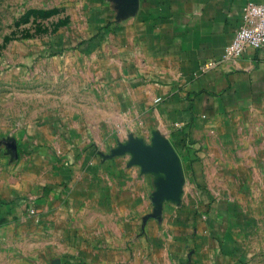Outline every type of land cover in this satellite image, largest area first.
Wrapping results in <instances>:
<instances>
[{
  "label": "rangeland",
  "instance_id": "1",
  "mask_svg": "<svg viewBox=\"0 0 264 264\" xmlns=\"http://www.w3.org/2000/svg\"><path fill=\"white\" fill-rule=\"evenodd\" d=\"M128 11L117 0H0V264H80L67 257L85 233L64 222L93 215L74 214V207L101 204L97 198L110 203L108 196L95 195L108 180L91 162L134 132L104 96L112 59H120L124 47L120 24ZM91 38L99 44L87 49L82 42ZM256 123L248 140L201 157L208 162L199 188L215 200L235 202L251 222L243 260L219 261L192 229L185 239L166 240L162 251L158 243L144 245L143 221L154 228L153 193L138 196L136 178L129 176L128 185L119 184L129 196L115 203L128 210V264H201L202 255L213 264H264V118ZM152 136L146 131L138 138L150 144ZM87 191L97 198L81 204L80 192ZM171 202L201 205L197 182H186L180 202L163 204ZM158 252L165 256L155 257Z\"/></svg>",
  "mask_w": 264,
  "mask_h": 264
},
{
  "label": "crops",
  "instance_id": "2",
  "mask_svg": "<svg viewBox=\"0 0 264 264\" xmlns=\"http://www.w3.org/2000/svg\"><path fill=\"white\" fill-rule=\"evenodd\" d=\"M249 1L264 3V0H138L134 10L121 16L126 18L120 24L124 47L120 59H112V82L105 90V99L118 109L123 120L131 122L136 137L146 131H158L169 139L180 157L185 177L183 190L192 178L197 182L203 203L195 206L164 203L153 230L143 221L145 232L140 240L144 245L155 242L159 244L157 250L162 251L166 240L185 239L192 229L197 240L206 246L203 249L207 252L210 249L219 261L223 257L243 260V240L251 230V222L243 214L245 210L231 200H215L212 192L200 189L199 185L205 177L202 165L208 162L201 157L208 150L248 140L249 134L251 138L258 130L257 120L264 118V47L247 48L237 59L202 70L207 62L223 58ZM125 156L92 160L91 163L101 165L108 180L102 193L95 190V195L108 196L110 203L88 191L80 192L81 204L89 198H97L101 204L74 207V214L92 213L88 220H65L66 228L70 225L85 233V238L80 236L75 242L78 249L67 259L80 264H128V210L123 212L126 207L115 204L128 195L122 192L120 182L135 177L136 194L145 197L150 189L152 193L156 190L158 175L143 173L140 166L130 165L131 156ZM89 158L92 157L83 159ZM130 167H135L131 169L133 172ZM68 177L64 174L63 179ZM115 197L120 199L115 201ZM158 253L155 257L165 256ZM200 258L201 264L214 263L210 256Z\"/></svg>",
  "mask_w": 264,
  "mask_h": 264
},
{
  "label": "water",
  "instance_id": "3",
  "mask_svg": "<svg viewBox=\"0 0 264 264\" xmlns=\"http://www.w3.org/2000/svg\"><path fill=\"white\" fill-rule=\"evenodd\" d=\"M117 1L129 10H134L138 4V0ZM126 153L131 154L130 165L140 166L143 173L158 175L156 190L152 196L155 207L151 216L155 218L160 216L165 200L177 203L181 201L185 177L180 157L169 139L160 132L153 131L151 143L148 144L130 134L126 142L113 148L106 156L113 157ZM54 264H60V262Z\"/></svg>",
  "mask_w": 264,
  "mask_h": 264
},
{
  "label": "built area",
  "instance_id": "4",
  "mask_svg": "<svg viewBox=\"0 0 264 264\" xmlns=\"http://www.w3.org/2000/svg\"><path fill=\"white\" fill-rule=\"evenodd\" d=\"M264 47V3L249 1L243 8L242 21L233 40L225 48L223 58L207 62L202 70L214 68L222 61L237 59L247 48ZM159 100V99H158Z\"/></svg>",
  "mask_w": 264,
  "mask_h": 264
},
{
  "label": "trees",
  "instance_id": "5",
  "mask_svg": "<svg viewBox=\"0 0 264 264\" xmlns=\"http://www.w3.org/2000/svg\"><path fill=\"white\" fill-rule=\"evenodd\" d=\"M88 43V48L87 49H92L95 48L97 46V44H99V42L93 44V38L90 39V41L85 42L83 41L82 44Z\"/></svg>",
  "mask_w": 264,
  "mask_h": 264
}]
</instances>
